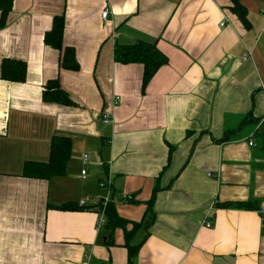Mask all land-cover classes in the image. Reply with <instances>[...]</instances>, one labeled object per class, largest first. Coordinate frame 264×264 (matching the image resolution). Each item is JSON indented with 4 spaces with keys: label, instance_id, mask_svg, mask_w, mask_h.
<instances>
[{
    "label": "crops",
    "instance_id": "crops-1",
    "mask_svg": "<svg viewBox=\"0 0 264 264\" xmlns=\"http://www.w3.org/2000/svg\"><path fill=\"white\" fill-rule=\"evenodd\" d=\"M239 2L247 24L230 0H13L0 68L26 76L0 77V264H264V0ZM57 15L77 70L43 41ZM138 39L168 59L144 88L113 56ZM55 78L74 105L43 100ZM53 135L64 171L36 177ZM108 201L125 228L98 225Z\"/></svg>",
    "mask_w": 264,
    "mask_h": 264
},
{
    "label": "trees",
    "instance_id": "trees-1",
    "mask_svg": "<svg viewBox=\"0 0 264 264\" xmlns=\"http://www.w3.org/2000/svg\"><path fill=\"white\" fill-rule=\"evenodd\" d=\"M231 10L238 16L244 24H247L246 9L239 0H230ZM13 0H0V27L6 24L7 16L11 11ZM64 17L63 15L54 16L51 28L43 35V41L46 45L57 49L60 52V66L69 70H77L78 62L75 58L74 48L63 44ZM114 60L118 63H140L143 66L141 86L142 88L149 82L156 71L167 63V57L157 48L155 40L138 39L128 44H115L113 50ZM26 76V63L22 60L13 58H3L0 68V77L9 81H24ZM43 100L46 102H56L64 105H74L75 103L69 97L68 93L61 88L57 78L47 82L43 91ZM71 142L69 137L53 135L50 144V160L37 168L34 176H46L62 174L65 163L70 155ZM155 189L147 201V210L151 209L154 199ZM129 201H132L128 199ZM236 208L250 209L255 208L252 201L225 203ZM106 218V226L110 229L116 227L125 228L127 220L121 218L115 209L113 202L108 201L99 204ZM59 209L74 210L87 206H78L77 202H66L56 206ZM88 208H90L88 206ZM130 232L126 237L129 239ZM138 245L128 246L129 260L131 261L136 254Z\"/></svg>",
    "mask_w": 264,
    "mask_h": 264
},
{
    "label": "built area",
    "instance_id": "built-area-1",
    "mask_svg": "<svg viewBox=\"0 0 264 264\" xmlns=\"http://www.w3.org/2000/svg\"><path fill=\"white\" fill-rule=\"evenodd\" d=\"M107 13H108V11L105 9V10L101 13V16H102L103 18H105V17L107 16ZM115 99L117 100L118 97H115ZM103 121H104V122H108V121H109V120H108V116H107V114L103 116ZM260 123H264V116L261 117ZM249 145H254V143H253L252 140H249ZM85 160H86V156H84L83 161H85ZM85 174H86V171H85V169H84V170L81 171V176L84 177ZM108 185H109V183L101 182V183H100V188L106 190V189H108ZM107 191H108V190H106V192H107ZM86 202H87V198H81L80 200H78L77 204H78V206H84V205H86ZM103 217H104V214H103V212H102V213H101V216H100V218H99V224H98V225H101V224H102V222H103V221H102ZM206 226H209V223H207Z\"/></svg>",
    "mask_w": 264,
    "mask_h": 264
},
{
    "label": "rangeland",
    "instance_id": "rangeland-1",
    "mask_svg": "<svg viewBox=\"0 0 264 264\" xmlns=\"http://www.w3.org/2000/svg\"><path fill=\"white\" fill-rule=\"evenodd\" d=\"M86 171V170H85ZM83 198H85V197H83Z\"/></svg>",
    "mask_w": 264,
    "mask_h": 264
}]
</instances>
